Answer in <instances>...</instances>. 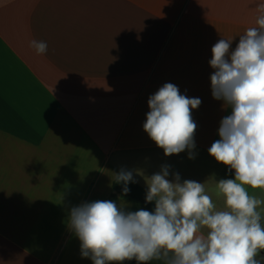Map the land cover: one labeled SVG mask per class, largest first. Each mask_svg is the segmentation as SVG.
Listing matches in <instances>:
<instances>
[{
  "label": "crops",
  "instance_id": "0c3cea01",
  "mask_svg": "<svg viewBox=\"0 0 264 264\" xmlns=\"http://www.w3.org/2000/svg\"><path fill=\"white\" fill-rule=\"evenodd\" d=\"M260 4L0 0V264H93L68 226L70 209L111 200L122 168L147 189L145 179L170 165L224 209L217 182L234 172L208 149L231 109L212 96L211 49L221 38H234V49ZM165 83L202 101L192 110L194 159L166 156L143 129L148 99ZM245 187L264 199V189ZM114 201L149 210L128 196ZM257 210L264 224V204ZM256 258L264 264V250Z\"/></svg>",
  "mask_w": 264,
  "mask_h": 264
},
{
  "label": "clouds",
  "instance_id": "9594fccd",
  "mask_svg": "<svg viewBox=\"0 0 264 264\" xmlns=\"http://www.w3.org/2000/svg\"><path fill=\"white\" fill-rule=\"evenodd\" d=\"M255 26L248 27L235 48L233 39H219L209 61L213 98L230 108L219 124V139L209 154L234 172L219 179L217 195L225 208L218 210L204 183L170 173V165L145 179V203L154 209L127 210L114 200L83 202L70 209L68 226L80 241L82 258L93 264H124L152 260L164 264H262L264 224L258 207L264 199L245 186L264 189V4L257 7ZM37 54L47 52L44 41L32 40ZM200 98L182 94L165 83L148 99L144 131L166 156L187 150L194 159L197 123L192 110ZM172 179H169V176ZM115 182L127 195L136 183L132 171L121 169Z\"/></svg>",
  "mask_w": 264,
  "mask_h": 264
},
{
  "label": "trees",
  "instance_id": "16d2710c",
  "mask_svg": "<svg viewBox=\"0 0 264 264\" xmlns=\"http://www.w3.org/2000/svg\"><path fill=\"white\" fill-rule=\"evenodd\" d=\"M128 187L131 189V191L127 195H124L122 193L123 185L121 183H116L114 179L113 191L110 193L109 198L111 200H115L121 195L128 196L130 198L142 201L150 211L154 209V202L145 203L147 189L142 184H140L139 182L129 183Z\"/></svg>",
  "mask_w": 264,
  "mask_h": 264
},
{
  "label": "rangeland",
  "instance_id": "374dc122",
  "mask_svg": "<svg viewBox=\"0 0 264 264\" xmlns=\"http://www.w3.org/2000/svg\"><path fill=\"white\" fill-rule=\"evenodd\" d=\"M113 191V190H112Z\"/></svg>",
  "mask_w": 264,
  "mask_h": 264
}]
</instances>
